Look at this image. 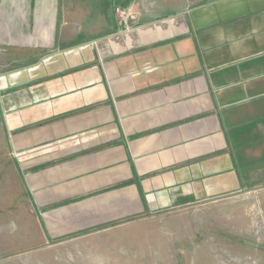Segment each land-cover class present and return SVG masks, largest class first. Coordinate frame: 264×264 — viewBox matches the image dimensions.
Masks as SVG:
<instances>
[{"label": "crops", "instance_id": "obj_1", "mask_svg": "<svg viewBox=\"0 0 264 264\" xmlns=\"http://www.w3.org/2000/svg\"><path fill=\"white\" fill-rule=\"evenodd\" d=\"M99 1L31 0L47 50L1 78L0 239L20 214L36 264L93 235L76 251L97 260L131 219L264 187V0ZM189 226L157 233L187 243Z\"/></svg>", "mask_w": 264, "mask_h": 264}, {"label": "rangeland", "instance_id": "obj_2", "mask_svg": "<svg viewBox=\"0 0 264 264\" xmlns=\"http://www.w3.org/2000/svg\"><path fill=\"white\" fill-rule=\"evenodd\" d=\"M11 1L0 0V83L2 77L8 78L12 72L37 60L36 57L47 50L48 44V40L42 42L38 38L36 7L30 5L31 0ZM82 1L89 3L91 0ZM100 2L111 5L113 1L101 0L98 3ZM52 33L53 30L51 36ZM26 38L29 39L28 42ZM0 133L3 135L0 146L3 147L6 140L1 117ZM6 157L4 152L0 154V159ZM21 201H10L5 207L10 206V213H15L18 210L16 204L22 207L25 205ZM188 209L196 212H191L187 217L169 215L148 219L134 218L125 223L126 227L122 229L116 226L109 234L113 248L99 251L97 260L85 257L86 253L81 257L80 251H76L80 243L93 242L96 237L94 235L82 240L77 237L72 239L73 243L56 242L50 246V257L61 259L56 264H264V187L239 193L214 205ZM1 219L5 222L4 235L10 232L11 236L17 235L18 239L7 243L9 247L2 244L9 240L0 239V261L8 259L17 262L31 257V261L36 264L37 259L44 254L38 253L41 249L37 245L38 237H29L23 233L29 231L28 223L20 214L16 217L8 214ZM178 221H185V225H190L189 230L180 235L189 237L190 242L171 244L174 235L170 232L157 233L168 232L165 227L176 226Z\"/></svg>", "mask_w": 264, "mask_h": 264}, {"label": "built area", "instance_id": "obj_3", "mask_svg": "<svg viewBox=\"0 0 264 264\" xmlns=\"http://www.w3.org/2000/svg\"><path fill=\"white\" fill-rule=\"evenodd\" d=\"M115 13H117L119 15L121 20H126V18L128 17V10L116 8Z\"/></svg>", "mask_w": 264, "mask_h": 264}]
</instances>
